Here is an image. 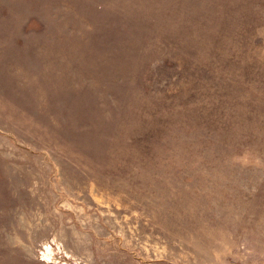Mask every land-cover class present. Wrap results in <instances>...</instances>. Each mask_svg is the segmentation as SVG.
Here are the masks:
<instances>
[{
	"label": "rangeland",
	"instance_id": "obj_1",
	"mask_svg": "<svg viewBox=\"0 0 264 264\" xmlns=\"http://www.w3.org/2000/svg\"><path fill=\"white\" fill-rule=\"evenodd\" d=\"M0 264H264V0H0Z\"/></svg>",
	"mask_w": 264,
	"mask_h": 264
}]
</instances>
